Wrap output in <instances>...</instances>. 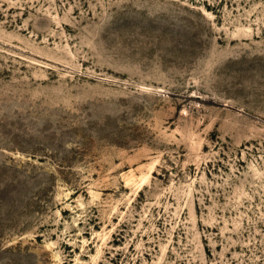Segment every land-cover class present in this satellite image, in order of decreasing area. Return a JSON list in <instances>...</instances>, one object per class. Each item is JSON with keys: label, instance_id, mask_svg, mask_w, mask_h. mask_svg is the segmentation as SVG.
Listing matches in <instances>:
<instances>
[{"label": "rangeland", "instance_id": "374dc122", "mask_svg": "<svg viewBox=\"0 0 264 264\" xmlns=\"http://www.w3.org/2000/svg\"><path fill=\"white\" fill-rule=\"evenodd\" d=\"M0 264H264V0H0Z\"/></svg>", "mask_w": 264, "mask_h": 264}]
</instances>
